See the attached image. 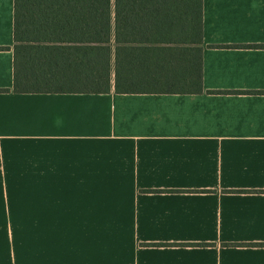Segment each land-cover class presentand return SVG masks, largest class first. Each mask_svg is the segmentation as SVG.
I'll use <instances>...</instances> for the list:
<instances>
[{
  "label": "crops",
  "instance_id": "obj_1",
  "mask_svg": "<svg viewBox=\"0 0 264 264\" xmlns=\"http://www.w3.org/2000/svg\"><path fill=\"white\" fill-rule=\"evenodd\" d=\"M64 2L51 45L87 65L163 48L114 0ZM13 12L0 0V264H264V94L206 93L264 92V0H202L196 95L14 93Z\"/></svg>",
  "mask_w": 264,
  "mask_h": 264
},
{
  "label": "trees",
  "instance_id": "obj_2",
  "mask_svg": "<svg viewBox=\"0 0 264 264\" xmlns=\"http://www.w3.org/2000/svg\"><path fill=\"white\" fill-rule=\"evenodd\" d=\"M13 1L14 93L108 94L111 90L120 95L204 93L201 66L202 0H114L116 22L119 19L129 22L135 32L144 26L151 32H161V42L157 44L163 45L162 50L151 53L118 50L115 52L114 68L110 67V53L106 47L94 53L92 65H87L82 62L84 59H77V53L51 45L59 28L58 16L67 6L66 0ZM97 1L99 12L106 17L110 0ZM105 22L107 28L108 18ZM178 25L188 43L187 51L185 49L182 53L174 47L178 44L175 29ZM206 93L264 94L229 91Z\"/></svg>",
  "mask_w": 264,
  "mask_h": 264
}]
</instances>
